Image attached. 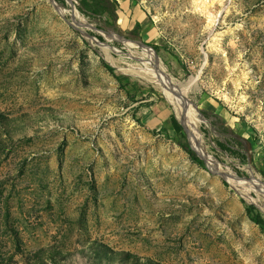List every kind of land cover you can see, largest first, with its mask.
Segmentation results:
<instances>
[{"label":"rangeland","instance_id":"1","mask_svg":"<svg viewBox=\"0 0 264 264\" xmlns=\"http://www.w3.org/2000/svg\"><path fill=\"white\" fill-rule=\"evenodd\" d=\"M60 1L0 0V264H264V0Z\"/></svg>","mask_w":264,"mask_h":264},{"label":"trees","instance_id":"2","mask_svg":"<svg viewBox=\"0 0 264 264\" xmlns=\"http://www.w3.org/2000/svg\"><path fill=\"white\" fill-rule=\"evenodd\" d=\"M57 3H61L65 5L63 1L55 0ZM78 11L84 16L93 21H97L99 24L98 27H106L113 30L117 29L116 22L118 20V3L115 0H80L79 6L77 7ZM142 30V25L136 23L131 30H127L126 33L134 37L135 39L140 40V31ZM91 36H95L98 40L102 41L100 36H96L95 34L90 33ZM154 50H158L157 46L151 45ZM171 124L175 131L174 141L178 146L189 156V158L199 166L203 167V161L197 156L196 151L189 143H184L183 138L185 134L181 126L179 125L176 118H171ZM237 140H241V138H237ZM234 139H229L225 142H217V147L221 150V152L225 154H229L232 157H240V150H242V145L239 142H235ZM234 145L238 147L234 148ZM248 147L251 148L250 144ZM252 153V151H251ZM202 157V156H201ZM251 162L253 163V157L250 156L249 159L247 157L242 158L241 162ZM240 176H245V173L237 171ZM264 176V172H261ZM246 213L249 216L250 220L259 226L262 232H264V216L253 206H246Z\"/></svg>","mask_w":264,"mask_h":264},{"label":"crops","instance_id":"3","mask_svg":"<svg viewBox=\"0 0 264 264\" xmlns=\"http://www.w3.org/2000/svg\"><path fill=\"white\" fill-rule=\"evenodd\" d=\"M118 3L119 13H121V26L131 30L136 23L142 25L146 23L147 15L142 7L133 0H115Z\"/></svg>","mask_w":264,"mask_h":264},{"label":"bare ground","instance_id":"4","mask_svg":"<svg viewBox=\"0 0 264 264\" xmlns=\"http://www.w3.org/2000/svg\"><path fill=\"white\" fill-rule=\"evenodd\" d=\"M71 3V2H70ZM72 5V4H71ZM74 10H75V8H74ZM143 47V46H142ZM143 48H145V47H143ZM162 85H163V89L169 94L170 92L172 93V94H174V96H180V94H181V92L180 91H175V86L173 87V86H171L170 84H168L167 82H162ZM181 97V96H180ZM183 99V98H182ZM186 103V102H185ZM177 107H178V109H179V113H180V115H181V117H182V120H184L186 123H187V125L188 126H190L191 127V125H192V122H190V120L187 118V116L185 115V113H184V111H183V109H182V106L181 105H177ZM193 126V125H192ZM210 159V158H209ZM232 182V181H231ZM252 184H254V185H257V186H261L262 184L261 183H259L257 180H255V179H253L252 181ZM233 183V182H232Z\"/></svg>","mask_w":264,"mask_h":264},{"label":"water","instance_id":"5","mask_svg":"<svg viewBox=\"0 0 264 264\" xmlns=\"http://www.w3.org/2000/svg\"><path fill=\"white\" fill-rule=\"evenodd\" d=\"M50 2H51V4H52V6L54 7V9L58 12V7H57V5H56V1L55 0H49ZM75 8V7H74ZM69 25L70 26H72V28H74V29H76V27L75 26H73L71 23H69ZM77 30V29H76ZM87 37H89V38H91L92 39V37L89 35V34H85ZM139 45H141V46H143V47H146V48H150V47H148V46H146V45H144V44H139ZM101 47H103V48H109L108 46H101ZM181 125L183 126V123L181 122ZM183 128H184V130H185V132L187 133V131H186V129H185V127L183 126ZM197 156L201 159V160H203L205 163H206V161L202 158V157H200L198 154H197ZM206 165L208 166V164L206 163ZM210 171H212L211 169H209ZM219 176H221V177H223L226 181H227V178H230V179H232V178H234V176H232V175H229V174H226V173H217ZM242 180L243 181H245L246 183H251L252 184V180H253V178H247V177H245V176H243L242 177ZM228 182V181H227ZM257 189V188H256Z\"/></svg>","mask_w":264,"mask_h":264}]
</instances>
